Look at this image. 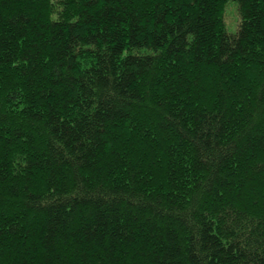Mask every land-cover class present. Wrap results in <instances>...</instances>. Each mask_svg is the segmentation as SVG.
I'll return each mask as SVG.
<instances>
[{"label":"trees","instance_id":"16d2710c","mask_svg":"<svg viewBox=\"0 0 264 264\" xmlns=\"http://www.w3.org/2000/svg\"><path fill=\"white\" fill-rule=\"evenodd\" d=\"M0 264H264V0H0Z\"/></svg>","mask_w":264,"mask_h":264},{"label":"rangeland","instance_id":"374dc122","mask_svg":"<svg viewBox=\"0 0 264 264\" xmlns=\"http://www.w3.org/2000/svg\"><path fill=\"white\" fill-rule=\"evenodd\" d=\"M235 9L234 4L229 2L224 15L226 31L230 34H234L237 29L238 16Z\"/></svg>","mask_w":264,"mask_h":264}]
</instances>
